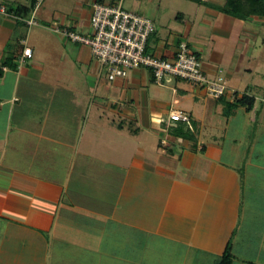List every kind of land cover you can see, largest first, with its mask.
<instances>
[{
  "label": "crops",
  "instance_id": "0c3cea01",
  "mask_svg": "<svg viewBox=\"0 0 264 264\" xmlns=\"http://www.w3.org/2000/svg\"><path fill=\"white\" fill-rule=\"evenodd\" d=\"M31 1L0 0V264H52L64 250L219 264L227 249L229 264H264V18L121 0L154 24L148 53L172 58L184 41L209 78L221 72L228 92L213 99L144 69L108 82L87 46L54 32L89 33L92 4L114 0H56L27 26L44 0L16 10ZM173 110L193 140L159 124Z\"/></svg>",
  "mask_w": 264,
  "mask_h": 264
},
{
  "label": "built area",
  "instance_id": "2783aa9c",
  "mask_svg": "<svg viewBox=\"0 0 264 264\" xmlns=\"http://www.w3.org/2000/svg\"><path fill=\"white\" fill-rule=\"evenodd\" d=\"M0 12L5 13L4 8ZM23 21L27 26L37 24L33 16ZM89 23L91 33L87 35L69 29L56 28L54 32L87 46L95 61L107 70L110 82L126 78L130 71L144 69L158 86H164L173 78L199 87L213 99H220L228 92L221 72L210 79L202 62L184 41L177 45L172 58L148 53L147 44L155 31L154 24L150 19L123 9L121 0L109 4L94 2ZM31 57V49L24 48L22 60ZM189 121L186 112L173 110L167 120L158 122L165 125L164 129L167 130L171 125L188 124ZM161 144L166 145V141L162 140Z\"/></svg>",
  "mask_w": 264,
  "mask_h": 264
},
{
  "label": "rangeland",
  "instance_id": "374dc122",
  "mask_svg": "<svg viewBox=\"0 0 264 264\" xmlns=\"http://www.w3.org/2000/svg\"><path fill=\"white\" fill-rule=\"evenodd\" d=\"M55 1L56 0H44L43 4L41 3L37 8H35V10H34L35 14L33 15V17L38 18L39 14L42 13L43 9L46 6L48 7V4H50L51 2L53 4H55ZM205 1H208V2L212 3L213 5L224 6V5H229L230 3H236V2L243 1V0H205ZM165 2H164V5L166 7L171 8V10H182L185 12H188L190 10L189 12H191V11L194 12L195 8H196L195 4H193L191 2H187L185 0H165ZM124 7H126L127 9H131V1L130 0H124ZM169 8H168L167 12H171ZM89 29H90L89 33H80L78 31H75V32L78 34L87 35V34L91 33L90 26H89ZM69 30H72V29H69ZM72 31H74V30H72ZM100 71H101V75H102L103 79H105L109 82V80L107 78V70L105 68H103L101 65H100ZM210 79H213V78H210ZM171 81L173 82V81H175V79L171 78ZM177 81L182 82V84H190V83L183 81V80H177ZM183 112H185V111H183ZM157 139L159 140V138H157ZM137 250H139V249H136V251ZM61 252H62V254H60L58 258H54V260L52 261V264H124V263H119V262L118 263H112V262H110V260H108L109 258H104V257L101 258L100 256L95 257V255H92V256H89V254H88V256L87 255H80V254L76 255V253H74V251H72V250H70V251L64 250ZM146 253L149 256L148 251H146ZM143 256H144V252L140 250L134 258L143 257ZM150 257H151V261L153 262V264H161L158 261L168 262V264H174L173 257H171V255H169L167 253L164 256L163 260H161V259L159 260L158 256H156V254H152ZM59 259H61V261Z\"/></svg>",
  "mask_w": 264,
  "mask_h": 264
},
{
  "label": "trees",
  "instance_id": "16d2710c",
  "mask_svg": "<svg viewBox=\"0 0 264 264\" xmlns=\"http://www.w3.org/2000/svg\"><path fill=\"white\" fill-rule=\"evenodd\" d=\"M196 2L200 5L206 6L208 8L214 9L222 14H226L237 18L239 20H248L251 17L264 18V0H243L236 3H230L229 5L217 6L210 3L203 2L202 0H190ZM37 0H32L29 8L19 7L16 10L17 14L20 16H28L32 8H34ZM224 97V96H223ZM221 97V98H223ZM220 98V99H221ZM236 104L246 108L250 111L254 105V99L247 95L241 96L237 99ZM190 124H177L172 131L173 136L180 137L182 139L193 140L192 128ZM229 249L226 250L225 255L219 264H229L230 263Z\"/></svg>",
  "mask_w": 264,
  "mask_h": 264
}]
</instances>
